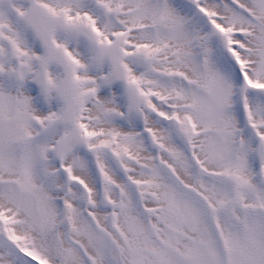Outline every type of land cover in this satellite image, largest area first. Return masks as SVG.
I'll return each instance as SVG.
<instances>
[{"label":"snow or ice","instance_id":"6c2138e0","mask_svg":"<svg viewBox=\"0 0 264 264\" xmlns=\"http://www.w3.org/2000/svg\"><path fill=\"white\" fill-rule=\"evenodd\" d=\"M0 264H264V0H0Z\"/></svg>","mask_w":264,"mask_h":264}]
</instances>
